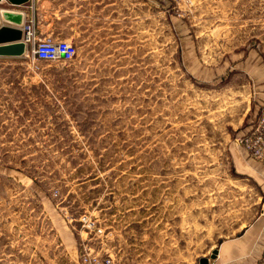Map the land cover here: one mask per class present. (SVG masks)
Here are the masks:
<instances>
[{"label": "rangeland", "instance_id": "rangeland-1", "mask_svg": "<svg viewBox=\"0 0 264 264\" xmlns=\"http://www.w3.org/2000/svg\"><path fill=\"white\" fill-rule=\"evenodd\" d=\"M94 1L71 60L0 57V264L210 260L264 199V0Z\"/></svg>", "mask_w": 264, "mask_h": 264}, {"label": "crops", "instance_id": "crops-1", "mask_svg": "<svg viewBox=\"0 0 264 264\" xmlns=\"http://www.w3.org/2000/svg\"><path fill=\"white\" fill-rule=\"evenodd\" d=\"M92 0H29L27 3L19 6H14V8H0V22H6L5 25L8 26H20L23 23L33 22L36 36L39 39L50 38L52 40H64L68 39L66 36H63L65 28L68 23L65 19L70 18L71 27L70 29L75 28V24L79 26L82 24V18L85 16V13L90 12V5ZM103 0H95L94 4H102ZM69 3V5H66ZM103 8V6H101ZM85 9V10H84ZM10 15L6 16V12ZM88 15L87 17H89ZM65 26V27H64ZM233 60V59H232ZM230 71L233 73L230 83L234 79V64L231 65ZM255 71L259 72L258 78L252 77L250 74ZM245 75L248 77L247 85H242V87L247 86V90L240 92L241 95L248 97L252 95V91L257 87L264 88V72L262 66L257 63L253 67H247L245 70ZM232 84V83H231ZM229 85V83L227 84ZM226 85V86H227ZM233 88V86H230ZM254 92V91H253ZM233 145V144H232ZM236 148V147H235ZM233 147H229V153L231 161L234 164V160L238 161L239 157L242 156L238 153ZM182 200V219L183 223L177 224L176 230L178 232H185L186 228L189 226V223H185V218L190 215L189 205L185 206L186 194L183 193ZM175 205V204H172ZM171 205V206H172ZM178 216H180L178 214ZM162 220V219H161ZM157 221L156 225L162 228L166 233H169L171 229L174 228L172 223H169L168 218H166V224L162 225ZM239 233L237 236H231L222 240L217 246V254L214 259H211L212 264H256L258 259L262 256L264 252V199L262 202L261 212L258 214V217L245 225V227H240ZM168 235V234H167ZM166 235V243H168L167 248L173 249L178 248L176 241L173 237L170 238ZM179 255L177 260L174 257L167 256L153 257L146 255L140 262L136 264H185L189 256L184 255V250ZM170 258H172L170 260ZM160 261V262H159ZM159 262V263H157ZM190 262V261H189ZM188 262V263H189Z\"/></svg>", "mask_w": 264, "mask_h": 264}, {"label": "built area", "instance_id": "built-area-1", "mask_svg": "<svg viewBox=\"0 0 264 264\" xmlns=\"http://www.w3.org/2000/svg\"><path fill=\"white\" fill-rule=\"evenodd\" d=\"M19 28L22 31L21 41L25 44V53H30L35 60H71L76 54V48L68 41L37 38L33 22L23 23ZM81 221L84 223L83 226L92 229L95 233L101 232V228H98L93 222H89L86 216H83ZM86 223L88 224L85 225ZM112 263L113 257L110 254H106L102 260L95 256L89 260V264ZM207 264H212L211 259L208 260ZM256 264H264V252Z\"/></svg>", "mask_w": 264, "mask_h": 264}, {"label": "water", "instance_id": "water-1", "mask_svg": "<svg viewBox=\"0 0 264 264\" xmlns=\"http://www.w3.org/2000/svg\"><path fill=\"white\" fill-rule=\"evenodd\" d=\"M12 5H22L29 0H6ZM22 32L18 27L2 25L0 26V57H19L25 53V44L21 41ZM217 250H213L210 255L214 259ZM207 258H200V264H207Z\"/></svg>", "mask_w": 264, "mask_h": 264}, {"label": "trees", "instance_id": "trees-1", "mask_svg": "<svg viewBox=\"0 0 264 264\" xmlns=\"http://www.w3.org/2000/svg\"><path fill=\"white\" fill-rule=\"evenodd\" d=\"M252 40L254 41V40H256V39L253 38ZM246 120H247V117H246ZM243 125H246V121H244V124H243Z\"/></svg>", "mask_w": 264, "mask_h": 264}, {"label": "bare ground", "instance_id": "bare-ground-1", "mask_svg": "<svg viewBox=\"0 0 264 264\" xmlns=\"http://www.w3.org/2000/svg\"><path fill=\"white\" fill-rule=\"evenodd\" d=\"M4 12H6V13H7V11H4ZM6 16H9V17H10V15H9L8 13L6 14ZM18 29H20V28H18ZM20 30H21V29H20ZM21 32H22V31H21Z\"/></svg>", "mask_w": 264, "mask_h": 264}]
</instances>
